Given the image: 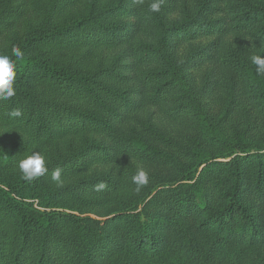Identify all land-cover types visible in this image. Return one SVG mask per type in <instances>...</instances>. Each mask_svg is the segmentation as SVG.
Segmentation results:
<instances>
[{"label":"trees","instance_id":"obj_1","mask_svg":"<svg viewBox=\"0 0 264 264\" xmlns=\"http://www.w3.org/2000/svg\"><path fill=\"white\" fill-rule=\"evenodd\" d=\"M152 2L0 0V264L264 248V0ZM33 151L48 171L29 182Z\"/></svg>","mask_w":264,"mask_h":264},{"label":"clouds","instance_id":"obj_2","mask_svg":"<svg viewBox=\"0 0 264 264\" xmlns=\"http://www.w3.org/2000/svg\"><path fill=\"white\" fill-rule=\"evenodd\" d=\"M138 2L142 3L143 0H138ZM163 2L164 0H153L149 5V10L151 12H159ZM12 52L16 57H22L23 55L21 50L15 46L12 48ZM251 62L256 66L257 74L264 75V56L252 55ZM15 76L14 62L8 55L0 54V100H9L16 94L13 87ZM9 115L12 117H20L22 111L17 108L11 111ZM18 167L23 174L24 179L29 182L37 177L43 176L48 171L45 156L36 151H33L31 155L20 160ZM51 180L57 184L63 183L60 169H57L52 173ZM132 181L136 185L135 191L139 192L142 187L148 184L149 174L143 168H139L136 174L133 175ZM104 187V183H100L97 186V189L100 190Z\"/></svg>","mask_w":264,"mask_h":264},{"label":"rangeland","instance_id":"obj_3","mask_svg":"<svg viewBox=\"0 0 264 264\" xmlns=\"http://www.w3.org/2000/svg\"><path fill=\"white\" fill-rule=\"evenodd\" d=\"M0 35V46L3 43ZM256 255L264 261V248L260 250L247 249L237 246L220 248L216 252L217 259L222 264H258L255 260ZM135 264H187L185 261L173 255L164 254L154 258L137 260Z\"/></svg>","mask_w":264,"mask_h":264}]
</instances>
